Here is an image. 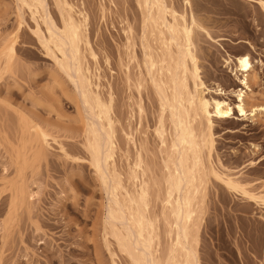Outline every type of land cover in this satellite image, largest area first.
Wrapping results in <instances>:
<instances>
[{"label":"rangeland","instance_id":"1","mask_svg":"<svg viewBox=\"0 0 264 264\" xmlns=\"http://www.w3.org/2000/svg\"><path fill=\"white\" fill-rule=\"evenodd\" d=\"M58 1L47 0V7L61 26ZM68 1L88 16L95 58L83 44L86 65L102 98L113 97L117 170L131 186V169L141 152L151 168L148 176L161 183L160 104L146 72L142 0ZM260 1L168 0L204 27L195 32L201 76L208 88L224 89L221 98L236 103L231 90L243 87L228 58L249 55L253 65L246 117L236 109L234 116L214 120L207 165L220 176L210 175L202 203L201 264H264V111L257 109L264 104ZM19 2L0 0V264H128L129 257L107 234L109 199L90 164L84 104L42 46L29 8ZM14 38L16 50L8 57L6 47ZM40 130L48 134L47 143ZM227 175L240 190L226 185ZM157 182L151 210L159 214ZM159 226L165 244L163 219Z\"/></svg>","mask_w":264,"mask_h":264},{"label":"bare ground","instance_id":"2","mask_svg":"<svg viewBox=\"0 0 264 264\" xmlns=\"http://www.w3.org/2000/svg\"><path fill=\"white\" fill-rule=\"evenodd\" d=\"M19 1L29 8L42 46L70 78L84 104L90 164L101 177L109 199L107 234L129 257L128 264H201L198 244L202 203L210 175L220 176L207 165L215 141L214 120L234 116L236 109L246 117L253 71L250 56H230L227 60L228 65H235L236 74L243 77V87L231 90L237 102H228L220 97L226 94L224 89L208 88L201 76L195 32L204 27L197 18L192 14L188 19L185 12H179L168 0H139L145 11L141 39L146 72L160 104L156 132L163 147L164 175L161 183L151 179L147 173L150 165H146L148 162L139 152L128 187L116 165L113 97L106 101L100 95V85L93 81L82 50L84 44L95 58L87 35V14L68 0L58 1L62 19L59 26L48 10L47 0ZM260 3L264 8V2ZM38 18L46 26L47 34L42 32ZM15 44V38L6 44L8 57L15 53ZM139 85L142 87V82ZM257 109L264 111V104ZM257 109L253 108L252 113ZM41 132L47 143L48 134ZM155 181L159 183L156 198L162 206L159 214L151 210ZM223 181L230 189H241L229 175ZM161 219L165 244L161 239Z\"/></svg>","mask_w":264,"mask_h":264}]
</instances>
